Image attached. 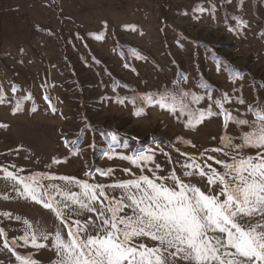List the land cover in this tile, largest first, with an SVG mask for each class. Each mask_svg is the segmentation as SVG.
Segmentation results:
<instances>
[{
    "label": "rangeland",
    "instance_id": "obj_1",
    "mask_svg": "<svg viewBox=\"0 0 264 264\" xmlns=\"http://www.w3.org/2000/svg\"><path fill=\"white\" fill-rule=\"evenodd\" d=\"M226 62L248 73L233 78ZM180 72L185 88L202 93L193 101L204 114L199 123L201 115L154 105L139 115L126 88L114 89L119 80L140 93L174 89ZM251 76L264 81V0H0V264H22L18 257L58 264L56 233L70 240L76 221L88 225L81 235H96L91 225L100 224L110 200L85 199L96 211L65 200L63 192H83L81 183L119 199L122 182L148 176L176 187L174 174L206 194L218 192V181L208 183L211 170L224 171L216 161L264 153L233 147L257 121ZM201 77L228 93L227 126ZM260 93L264 98V87ZM193 163L206 175L185 167ZM21 180L40 187L42 202L24 193ZM45 189L53 208L44 207L52 202ZM134 243L157 244L149 237Z\"/></svg>",
    "mask_w": 264,
    "mask_h": 264
},
{
    "label": "snow or ice",
    "instance_id": "obj_2",
    "mask_svg": "<svg viewBox=\"0 0 264 264\" xmlns=\"http://www.w3.org/2000/svg\"><path fill=\"white\" fill-rule=\"evenodd\" d=\"M175 99L173 96L172 100ZM147 100L151 103L152 97L148 96ZM167 100L168 95L161 94L158 103L175 112V103L168 104ZM192 115L195 117V113ZM202 118L201 114L197 123ZM257 118L250 124L253 131L244 134L242 143L233 145L235 149L264 148V109L257 113ZM236 123L249 124V121L237 120ZM224 139L226 147L231 145V138ZM140 159L150 160L152 157ZM216 162L223 165L224 171L211 170L212 175L208 177L210 185L218 181L222 186L215 193L210 191L206 194L174 174L171 179L176 182V187L157 183L148 176L122 182L116 185L125 192L119 199L108 198L103 186H90L86 182L80 184L83 189L81 194L63 192L65 200L88 211L96 209L85 199L96 202L104 197L110 203L107 213L100 211V224L91 225L96 235H81L82 231L88 233V225L80 226L79 221H76L77 231H69L70 240L56 233V247L62 253L58 264H178V261L186 264H264V153L239 158L234 155L231 163ZM185 167L200 169V175H206L198 164ZM8 175L12 176L11 173ZM185 175L191 176L193 172H186ZM59 179L71 182L74 178ZM21 183L26 195L42 202L40 187H33L23 180ZM43 195L52 200L51 203L44 202V207L53 208L55 201L49 190L45 189ZM64 207L70 209L67 203ZM125 208L131 210L130 214L120 215ZM56 215L63 218L65 213L57 208ZM256 216L260 219L254 221ZM0 233H3L2 229ZM142 237H149L157 244L150 247L134 243ZM44 238L47 239V236ZM32 243L42 246L36 244L35 236ZM18 259L22 264H36L29 258Z\"/></svg>",
    "mask_w": 264,
    "mask_h": 264
},
{
    "label": "trees",
    "instance_id": "obj_3",
    "mask_svg": "<svg viewBox=\"0 0 264 264\" xmlns=\"http://www.w3.org/2000/svg\"><path fill=\"white\" fill-rule=\"evenodd\" d=\"M233 27V25H230ZM124 62L127 68H132V57L130 54L126 53H121ZM226 68L228 73L231 74V77L233 78H238L242 77L245 75V73H248L247 70L244 71L243 68L235 67L231 65L230 63L226 62ZM181 72L177 74L175 79L173 80V85L175 86L174 89H166L163 88L161 92H158L157 90L149 91V92H144L140 93L137 91V89L133 85H127L126 82H123L119 79V81H116L114 89L117 90L118 86H122L126 88L127 94L125 97L127 102L131 104L133 107V111L139 115L147 113V109L149 106H159L162 109H170L169 107H161L158 101L160 100L161 94H167L168 95V104L175 103L176 109L185 113L189 114V116H193L192 114L195 113V115L199 116L201 115L202 111H197L193 107V104H195L194 100L198 99L199 97L202 96L201 92H197L194 89H188L185 88L182 83V77H181ZM252 81V85L254 88V94L256 97V105L255 109L253 112H255V116L257 117V113L261 110L264 109V98L260 93L261 87H264V81L258 78H254L251 76L250 78ZM201 87L206 91L207 93L210 94L211 96H214L215 102L220 110V113L222 116L225 118V126H227L230 122L229 117H232L231 109L228 107V101H229V95L227 92H225L222 88L219 86L211 83L210 81L206 80L204 77H201L199 79ZM186 94V95H185ZM151 96L152 97V102L149 103L147 100V97ZM175 97L176 99L173 101L172 97ZM186 101L191 102L192 105H188ZM194 101V102H193ZM182 102V103H181ZM196 103H198L196 101ZM171 110V109H170ZM199 110V109H198ZM204 116V114H202ZM204 118V117H203ZM258 119V118H257ZM227 121V122H226Z\"/></svg>",
    "mask_w": 264,
    "mask_h": 264
}]
</instances>
